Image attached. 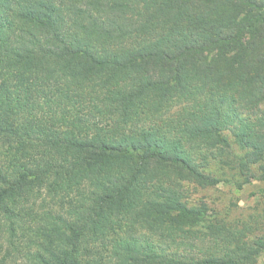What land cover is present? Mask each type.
<instances>
[{
	"label": "trees",
	"instance_id": "16d2710c",
	"mask_svg": "<svg viewBox=\"0 0 264 264\" xmlns=\"http://www.w3.org/2000/svg\"><path fill=\"white\" fill-rule=\"evenodd\" d=\"M178 101L203 109L178 132L225 148L231 127L264 158V0H0V264H258L262 239L186 261L133 236L206 221L143 187L161 166L212 183L158 119Z\"/></svg>",
	"mask_w": 264,
	"mask_h": 264
},
{
	"label": "rangeland",
	"instance_id": "374dc122",
	"mask_svg": "<svg viewBox=\"0 0 264 264\" xmlns=\"http://www.w3.org/2000/svg\"><path fill=\"white\" fill-rule=\"evenodd\" d=\"M141 18H146V13L142 14ZM191 104L189 101L165 104L158 111L160 113L158 119L163 118L167 128H171L166 130L171 135V150L176 146L175 142L179 140L184 142L180 144L183 148H187L185 151L189 153L188 158L191 165L196 167L199 174L206 176L210 181L212 180V183L206 184L205 180L195 178L190 172L161 166L150 168L149 174L143 180V187L147 192L146 195L154 199L156 198L154 192L172 196V200L183 202L190 210L202 213V217L206 221L193 228H185L178 232L164 233L145 229L142 234L132 235L140 240L142 248L153 249L156 247L173 253L176 258L186 261L217 258L222 243L225 244L222 247L221 256L224 255L225 247H230V244L232 247H247L250 251L255 250L258 241L264 240V158L256 163H251L249 161L250 149L238 143L236 134L230 130L231 127H224L226 130L223 135L228 141V147L225 148L215 145L216 140L207 143L204 138L198 135L200 138L198 142L191 136L184 135L182 125L192 124L194 126L191 114L203 112L202 103H199L188 114H183V111L193 107ZM252 113L254 121L256 118L257 121L264 118V103L259 108L252 109ZM181 115L183 117L180 122L182 125L178 127L181 132H178L176 124L172 120L179 119ZM149 123V127L155 126L153 122ZM263 124V122H258L259 128ZM195 126H198L197 123ZM213 143L215 146L209 145ZM48 190L45 187L40 190V195L37 196L35 192L32 198L34 199L32 203L37 204L42 212L44 211L43 205L49 204L51 208H57L56 204L59 199L52 200ZM63 196L64 194H61V198ZM63 206L67 211L68 205L65 203ZM35 209L37 208L35 207ZM217 227H220L219 231ZM244 243L249 246H245ZM4 256L3 252L0 254V259ZM14 257L15 261L14 258H11V261H7V263L30 264L27 259H21L16 254ZM258 264H264V254L260 257Z\"/></svg>",
	"mask_w": 264,
	"mask_h": 264
}]
</instances>
